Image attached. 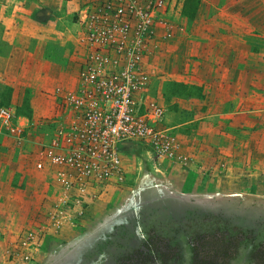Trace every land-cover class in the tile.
Segmentation results:
<instances>
[{
	"label": "rangeland",
	"instance_id": "1",
	"mask_svg": "<svg viewBox=\"0 0 264 264\" xmlns=\"http://www.w3.org/2000/svg\"><path fill=\"white\" fill-rule=\"evenodd\" d=\"M92 1L84 0L82 7L75 9L65 6L50 9L74 26ZM126 1L162 18L163 65L179 71L188 69L189 81L191 77L200 79L195 70L214 69V75L219 73L225 78L228 93L253 100L242 114V123L250 121L248 129L259 131V140L264 143V0ZM156 1H161L162 7L153 11ZM10 2L13 6L8 5L2 11L7 15L22 14L21 7L26 5L35 15L49 9L43 0ZM17 2L21 3L17 5ZM2 5L4 2H0V14ZM216 17H221V21ZM225 36L232 39L225 40L230 47L224 50ZM50 58L60 62L62 54L57 46L51 47ZM240 79L242 86L238 83ZM171 85H167L168 92L182 97H203L217 88L213 83ZM14 91L11 85L0 82V108L13 106L17 114H31L28 88L20 89L19 103L14 102ZM161 104L172 110L169 102ZM234 106L235 103H228L227 110ZM232 127L228 124V134L235 133ZM239 137L248 138L247 135ZM1 144L6 149L3 150V162L7 165L4 178H11L12 169L7 164L12 159L7 152L10 148L0 134ZM228 153H220L221 162L225 163L217 170V175L223 178H209L215 173L212 163V169L205 171L204 178H181L177 173L186 175L184 167L158 159L145 144L132 145L123 160L128 172L123 186L93 203L79 226L65 227L55 233L49 231L42 245L30 247L25 246L22 239L29 232H37L35 201L29 194L28 178L23 173L16 174L5 184L10 193L0 200V264H57L68 251L94 236L102 237L101 243L84 264H195L197 261L257 264L259 251L264 249V173L262 178H246L245 172L242 178H235L237 159L234 151ZM242 154L244 157L245 152ZM257 155L262 169L264 145ZM22 158L24 161L19 163V168L24 166L27 157ZM226 160L233 161L228 165ZM183 196L236 198L234 210L238 213L198 211L197 207L187 206L181 216L173 215L167 201ZM110 225L111 231L106 232ZM223 235L227 240L229 236L241 235L237 248L226 251L220 240Z\"/></svg>",
	"mask_w": 264,
	"mask_h": 264
},
{
	"label": "built area",
	"instance_id": "2",
	"mask_svg": "<svg viewBox=\"0 0 264 264\" xmlns=\"http://www.w3.org/2000/svg\"><path fill=\"white\" fill-rule=\"evenodd\" d=\"M155 3L153 11L162 7ZM76 24L78 46L66 68L72 81L55 93V112L34 118L0 108V132L31 162L39 224L22 239L28 247L42 245L49 231L79 226L93 203L123 186L132 145L182 167L193 161L151 93L162 70V18L126 0H93Z\"/></svg>",
	"mask_w": 264,
	"mask_h": 264
},
{
	"label": "crops",
	"instance_id": "3",
	"mask_svg": "<svg viewBox=\"0 0 264 264\" xmlns=\"http://www.w3.org/2000/svg\"><path fill=\"white\" fill-rule=\"evenodd\" d=\"M10 1L0 0V2H4V5L1 6V12L5 8L13 6ZM43 1L49 9L42 15L32 14L29 5L21 7L22 14L7 15L3 12L0 14V82H5L14 87L15 103L20 102V89L28 88L30 91V109L32 111L29 115L34 118L51 116L55 112L56 101L54 95L59 87H63L72 81L66 68L71 66L70 58L78 46L77 34L79 29L77 24L71 26L65 18L62 20L63 17L56 16L50 7L65 6L67 9H75L82 7V3H84V0ZM18 3L21 2H17V5ZM16 8H19V6H16ZM216 19L219 22L221 21V17H216ZM162 29L163 27L160 29L161 35ZM221 39L219 38V41ZM230 39L232 38L228 36L223 37L224 44L222 47L224 50L229 49L230 45L227 46L225 40ZM52 46H57L61 51L62 58L60 62H55L50 58ZM162 55L161 52V76L154 80L151 93L155 98L157 96L159 104L169 102L172 110L161 104L167 111V121L175 130L177 137L184 146V150L193 154L191 164L184 167L186 175L178 172V176L181 177L182 175L181 178H204L206 176L204 171L207 172L208 169H212V163L216 166L213 167L215 173L209 178H223L217 175V170L225 163L224 161L221 162L220 153L234 151V157L237 159L235 160L236 169H234L235 178H242L244 172L247 173L246 178H262L264 168H259L257 154L261 151L264 143L259 140V131L248 129L251 126L250 121L242 123L244 121L242 114L245 109H248V105L253 103V100L228 93L224 85L226 84L228 87V84L224 83L225 78L219 73L214 75V69L195 70L194 72L198 74L200 79L191 77L192 80L189 81L187 78V74L190 73L188 69L179 71L178 68L174 69L163 65ZM181 83L200 84L201 86L203 84L208 86L213 83L217 88L203 97H182L174 95L171 91L168 92L169 86L167 85ZM238 83L242 86L241 79ZM228 103H235L234 108L227 110ZM228 119L232 120L231 123ZM228 124L233 126L232 129H235L233 135L226 132ZM0 134L8 142L10 151L7 152L10 153L12 158L7 163L12 169L10 172L11 178H4V168L7 165L3 162V150L6 149L1 144L0 200H3V197L10 193L5 189V184L9 183V180L12 181V177L16 174L23 173L29 178L32 170L31 162L27 158L24 166L19 168V163L24 161L23 155L19 154L20 149L16 147L11 136H7L2 132ZM245 135L248 136L246 140L239 137ZM217 152L219 156L215 155ZM243 152H245L244 157ZM244 159L247 162L244 163ZM232 161L226 160L228 165ZM41 177L37 182L40 185H45V178ZM0 205H2L1 202Z\"/></svg>",
	"mask_w": 264,
	"mask_h": 264
},
{
	"label": "water",
	"instance_id": "4",
	"mask_svg": "<svg viewBox=\"0 0 264 264\" xmlns=\"http://www.w3.org/2000/svg\"><path fill=\"white\" fill-rule=\"evenodd\" d=\"M236 198H197L191 199L189 197H177L169 199L167 201L168 207L171 208L170 212L173 215L181 216L184 212V208L187 206L197 207L198 211H211L221 212L223 214L234 213L237 214L236 209ZM161 208L162 206H158ZM234 210V211H233ZM130 220V219H129ZM112 225H110L105 231H111ZM100 236H94L88 239L86 242L78 245L74 249L67 252V254L57 264H84L87 261L89 254L95 252L101 243Z\"/></svg>",
	"mask_w": 264,
	"mask_h": 264
},
{
	"label": "trees",
	"instance_id": "5",
	"mask_svg": "<svg viewBox=\"0 0 264 264\" xmlns=\"http://www.w3.org/2000/svg\"><path fill=\"white\" fill-rule=\"evenodd\" d=\"M30 116V115H28ZM241 235H233L232 236H229V239L227 240L226 236L223 235L220 240L222 241V247L226 250V251H229L231 248H237V244L239 243V240L241 238H239ZM244 237V236H243ZM264 249L262 248L260 251H259V255L257 256V264H264ZM197 261V260H196ZM195 264H217L216 262L214 261H208V262H199L197 261Z\"/></svg>",
	"mask_w": 264,
	"mask_h": 264
}]
</instances>
